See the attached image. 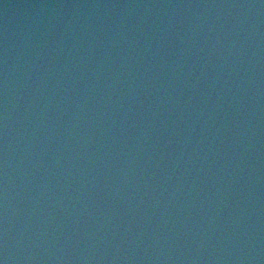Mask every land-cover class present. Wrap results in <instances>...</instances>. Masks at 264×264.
<instances>
[{"label":"water","instance_id":"95a60500","mask_svg":"<svg viewBox=\"0 0 264 264\" xmlns=\"http://www.w3.org/2000/svg\"><path fill=\"white\" fill-rule=\"evenodd\" d=\"M2 264H264V0H0Z\"/></svg>","mask_w":264,"mask_h":264},{"label":"snow or ice","instance_id":"6c2138e0","mask_svg":"<svg viewBox=\"0 0 264 264\" xmlns=\"http://www.w3.org/2000/svg\"><path fill=\"white\" fill-rule=\"evenodd\" d=\"M0 264H2V262H0Z\"/></svg>","mask_w":264,"mask_h":264}]
</instances>
